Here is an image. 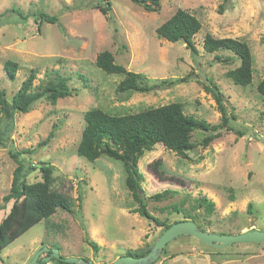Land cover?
Masks as SVG:
<instances>
[{
	"label": "rangeland",
	"instance_id": "rangeland-1",
	"mask_svg": "<svg viewBox=\"0 0 264 264\" xmlns=\"http://www.w3.org/2000/svg\"><path fill=\"white\" fill-rule=\"evenodd\" d=\"M107 1L109 18L97 8ZM178 9L201 23L193 38L197 55L181 42L171 43L156 34V28ZM41 14L56 16L58 21L39 20ZM206 35L249 45L250 85H235L226 77L239 61L228 51L207 54L202 47ZM103 51L112 53L116 64L139 74L140 87L154 89L117 93L123 76L106 74L95 65ZM215 55L224 60L217 61ZM7 60L19 66L13 81L3 70ZM31 69L37 72L34 86L45 80V72L56 70L68 79L72 94L54 104L39 101L2 125L0 221L12 206L3 207L2 201L16 168L11 152H23L25 165L35 167L26 177L28 183L41 180L40 166H51L52 190L70 200L72 212L58 209L32 226L1 251L0 264H28L42 247H55L62 258H83L94 264H109L129 251L151 249L164 229L133 212L138 206L125 187L122 164L104 156L89 162L77 155L83 115L90 109L124 115L180 103L186 115L218 126L221 114L203 88L210 82L223 95L231 129H219V136L206 147L201 141L207 133L194 131L195 148L185 157L161 144L144 152L137 166L147 211L168 225L196 217L200 229L216 234L264 230V99L256 90L264 77V0H160L158 12H147L131 0H0V88L8 100ZM51 131L49 143L39 145ZM164 191L170 194L159 201L148 199ZM201 197L214 203L212 214L196 207ZM49 264L56 261L50 259ZM152 264H264V244L214 248L191 236H179Z\"/></svg>",
	"mask_w": 264,
	"mask_h": 264
},
{
	"label": "trees",
	"instance_id": "trees-1",
	"mask_svg": "<svg viewBox=\"0 0 264 264\" xmlns=\"http://www.w3.org/2000/svg\"><path fill=\"white\" fill-rule=\"evenodd\" d=\"M131 1L147 12H158L160 9V0ZM97 8L102 15L109 18L111 5L108 1L103 7L97 6ZM38 19L51 24L58 21V17L46 14H41ZM200 29L201 23L194 15L178 9L156 28V34L171 43L181 42L192 55H197L198 50L193 38ZM202 47L207 54H214L219 51H228L233 54L238 59L239 65L228 71L226 77L233 84L239 86L245 87L252 83V54L246 42L233 38H214L206 35ZM214 58L219 62L224 60L217 55ZM95 65L106 74L123 76L116 85L117 93H145L154 89V87H140L137 84L140 75L116 64L113 54L108 51H103L96 56ZM3 70L7 78L13 81L19 70L18 63L7 60L3 63ZM36 78V70L31 69L20 88L9 100L6 98L4 90L0 88V132L4 123H12L16 114L29 112L37 102L48 101L54 104L57 100L72 94L68 87V79L61 76L56 70L45 72V80L34 86ZM203 88L211 94L221 114L222 122L218 126H212L203 120L186 115L180 103L150 107L124 115L111 114L101 109H90L83 115L84 128L76 148L77 155L89 162H94L103 156L120 162L126 175L125 187L138 206L133 212L141 217L151 219L164 230L170 225L158 221L147 211L146 198L141 187L143 176L138 169V161L144 152L151 151L157 144H161L167 150L185 157L187 152L195 148L191 142V134L194 131L201 130L207 133L201 141V146L206 147L219 136V129L225 127L231 129L228 126L229 118L222 103V93L213 82H210L208 86L204 85ZM256 90L264 99V77L257 84ZM52 138L53 131L39 145L48 144ZM2 144L3 140L0 138V146ZM25 152L31 153L30 150ZM22 154L23 152L10 153V157L16 163V168L12 174L9 192L2 198L3 207L9 203H12V206L7 215L0 221V253L28 229L40 221L48 219L58 209L72 212L70 200L65 195L52 190L51 186L54 179L51 166L45 164L38 168L41 174L40 181L35 183L26 181L27 175L34 171L35 167H27L21 159ZM169 194V191H164L148 199L159 201ZM214 206V203L206 197L196 200V207L203 208L207 215L214 212ZM174 208L177 210V207ZM248 213H250V207ZM197 215L196 213L195 216ZM194 218L186 216L183 221L190 220L196 223V217ZM201 230L204 231L203 228ZM86 242L94 250L97 249L96 244L88 238ZM149 251V248H145L134 252L129 251L126 255L140 257ZM54 260L56 264H67Z\"/></svg>",
	"mask_w": 264,
	"mask_h": 264
},
{
	"label": "water",
	"instance_id": "water-1",
	"mask_svg": "<svg viewBox=\"0 0 264 264\" xmlns=\"http://www.w3.org/2000/svg\"><path fill=\"white\" fill-rule=\"evenodd\" d=\"M179 236H191L197 241L214 248H224L238 243L264 244V230H249L236 235H223L203 231L196 223L190 220H185L173 223L165 229L146 255L140 257L124 255L109 264H152L159 258L165 246ZM48 252L49 255L41 258L43 253L48 254ZM39 258H41V261H38ZM50 259H57L67 264H94L93 262L86 261L83 258H62L58 249H50L48 247H42L39 249L28 264H49Z\"/></svg>",
	"mask_w": 264,
	"mask_h": 264
},
{
	"label": "flooded vegetation",
	"instance_id": "flooded-vegetation-1",
	"mask_svg": "<svg viewBox=\"0 0 264 264\" xmlns=\"http://www.w3.org/2000/svg\"><path fill=\"white\" fill-rule=\"evenodd\" d=\"M47 255H49V252H48V254L46 253V255H45V256H47ZM45 256H43V255H42V256H41V258H42V257H45ZM41 258H39V260H38V261H41Z\"/></svg>",
	"mask_w": 264,
	"mask_h": 264
}]
</instances>
